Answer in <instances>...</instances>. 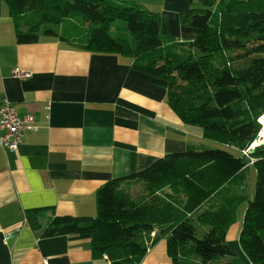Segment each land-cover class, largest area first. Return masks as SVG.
Returning a JSON list of instances; mask_svg holds the SVG:
<instances>
[{"label":"trees","instance_id":"1","mask_svg":"<svg viewBox=\"0 0 264 264\" xmlns=\"http://www.w3.org/2000/svg\"><path fill=\"white\" fill-rule=\"evenodd\" d=\"M3 2L22 44L59 36L55 26L81 16L79 47L128 56L134 70L166 80L167 103L182 121L227 147L168 152L104 183L96 217L34 207L25 212L30 226L40 230L51 214L42 236L89 239L92 253L111 264H140L161 238L173 264H241L227 233L247 202L239 241L251 264H264V144L245 153L264 114V0H191L180 14L198 31L190 42L166 39L158 14L124 0H0V13ZM121 20L124 31L114 25ZM251 166L252 198L245 187Z\"/></svg>","mask_w":264,"mask_h":264},{"label":"crops","instance_id":"2","mask_svg":"<svg viewBox=\"0 0 264 264\" xmlns=\"http://www.w3.org/2000/svg\"><path fill=\"white\" fill-rule=\"evenodd\" d=\"M124 1L158 14L166 39L189 42L197 35L180 20L191 0ZM57 32L18 43L14 19L1 6L0 107L34 115L38 128L26 130L16 150L0 145V264H111L107 255L92 253L89 239L42 236L53 216H43L42 228L34 230L26 210L52 206L60 215L96 217V193L108 180L145 169L168 152L213 141L172 110L166 80L134 70L128 56L83 49L80 37ZM19 69L30 76H16ZM239 231L237 222L227 241ZM140 264H173L166 239Z\"/></svg>","mask_w":264,"mask_h":264},{"label":"rangeland","instance_id":"3","mask_svg":"<svg viewBox=\"0 0 264 264\" xmlns=\"http://www.w3.org/2000/svg\"><path fill=\"white\" fill-rule=\"evenodd\" d=\"M2 5H3V8L5 7V9L7 10V4L5 2H3ZM21 25L23 26V22H21ZM83 25H86V24L83 22L82 17L78 16V17H75L72 19H66L61 25L55 26L54 28L57 31H60L61 34H62V30H63L66 33V37H80L81 38V37H84V35L86 34V32L82 33L83 32V30H82ZM114 25L120 26V29L122 31H124L126 23H125V21L121 20V21H115ZM77 33L80 36H77ZM259 134H258V136H259ZM199 143H202V144L207 145V146L212 147V148H227L222 143H219L216 141L206 140V141H200ZM255 182H256V170H255L254 166H251L248 169V179H247V183L245 185V187L247 188L248 194L250 195V198H252L254 195ZM140 191H141V188L137 187V192L139 193ZM246 208H247V202H244L238 206L237 211H236V219L238 221V228L240 229V231H241V226L243 224V219H244ZM240 231H239V234H240ZM227 243H228V245L233 243L232 249L234 251H237L238 254L236 256L239 258L240 262H242V264H248L247 260L250 261V259L242 248V245L239 241V236H236L234 239H229L227 241ZM243 254H244V256H243Z\"/></svg>","mask_w":264,"mask_h":264},{"label":"built area","instance_id":"4","mask_svg":"<svg viewBox=\"0 0 264 264\" xmlns=\"http://www.w3.org/2000/svg\"><path fill=\"white\" fill-rule=\"evenodd\" d=\"M15 75L24 78L30 76V72L19 69ZM34 123V115L20 117L8 104H4L0 107V145L11 151L16 150L23 143L26 130H37ZM248 151L245 150V153Z\"/></svg>","mask_w":264,"mask_h":264},{"label":"bare ground","instance_id":"5","mask_svg":"<svg viewBox=\"0 0 264 264\" xmlns=\"http://www.w3.org/2000/svg\"><path fill=\"white\" fill-rule=\"evenodd\" d=\"M259 121L262 123V129L259 134V139L253 142V144H258L261 141H264V114L259 118Z\"/></svg>","mask_w":264,"mask_h":264},{"label":"water","instance_id":"6","mask_svg":"<svg viewBox=\"0 0 264 264\" xmlns=\"http://www.w3.org/2000/svg\"><path fill=\"white\" fill-rule=\"evenodd\" d=\"M259 137H260V136H258L256 140H258ZM261 144H264V141H261V142H259L258 144H252L251 147L249 148V150H250L251 152H254L255 147L258 146V145H261Z\"/></svg>","mask_w":264,"mask_h":264}]
</instances>
